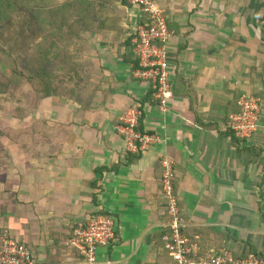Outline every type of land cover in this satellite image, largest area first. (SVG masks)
<instances>
[{
  "label": "crops",
  "instance_id": "crops-1",
  "mask_svg": "<svg viewBox=\"0 0 264 264\" xmlns=\"http://www.w3.org/2000/svg\"><path fill=\"white\" fill-rule=\"evenodd\" d=\"M75 2L76 26L55 24L48 2V33L63 31L47 41L52 91L15 121L28 134L2 138L0 238L26 244L38 264H87L70 239L98 211L113 217L115 240L95 264H164L167 157L189 238L205 253L226 248L264 264V0H153L171 31L165 111L134 74L143 10L127 0ZM245 92L261 99L247 139L226 126ZM132 104L139 129L154 136L138 153L116 128Z\"/></svg>",
  "mask_w": 264,
  "mask_h": 264
},
{
  "label": "built area",
  "instance_id": "built-area-1",
  "mask_svg": "<svg viewBox=\"0 0 264 264\" xmlns=\"http://www.w3.org/2000/svg\"><path fill=\"white\" fill-rule=\"evenodd\" d=\"M131 6L140 7L145 21L138 24L132 39V52L139 63L134 70L137 78L145 81L153 89V98L160 110L165 111L171 90L167 40L171 31L166 16L153 0H127ZM260 97L242 93L237 99V111L230 113L227 128L234 135L247 139L260 126ZM141 111L137 104L129 106L121 115L116 126L129 152L146 150L154 136L139 129ZM161 195L165 207L166 221L163 234V249L167 256L164 264H263L253 254L236 255L231 250L221 248L216 253H205L200 245L184 232L185 218L181 212L175 190L173 163L164 157L161 161ZM115 240L114 219L103 212H94L84 223L76 227L70 239L71 245L87 264H95L97 250ZM0 264H38L31 248L8 233L0 238Z\"/></svg>",
  "mask_w": 264,
  "mask_h": 264
},
{
  "label": "rangeland",
  "instance_id": "rangeland-1",
  "mask_svg": "<svg viewBox=\"0 0 264 264\" xmlns=\"http://www.w3.org/2000/svg\"><path fill=\"white\" fill-rule=\"evenodd\" d=\"M54 1V23L59 26L63 23L76 26V10L73 8L76 3L75 0L66 4L67 0L64 5L62 3L63 0ZM48 2H51V0L38 1L40 5L34 11L35 18H30L28 16L23 17V14L18 16L23 11L14 12L12 0H0V67H2V71L4 70V58L8 61V69L11 70L14 67V59L16 67L26 73L33 71V68L38 64L46 68L47 52L51 50L50 46H47V41L50 40L52 42L54 40L55 42L58 39H63L60 36L63 33L60 30L61 28H59L58 32L48 33L47 31V24L52 22L47 16L52 14V11L47 9ZM35 29L40 31L41 37L39 40H37L38 37L32 36ZM10 50H13V52H10ZM8 52L9 55H7ZM5 72L7 73L6 76L11 78L13 95L16 98H22L25 93L23 100L28 101L30 97L35 95V90L33 89H26V92L22 91L25 89V84L20 80V76L11 75L12 72L9 74L7 70ZM13 76H16L14 80H12ZM5 98L0 95V133L2 136L13 134L12 130L15 129L13 126L17 119L28 118V116L25 118L17 117V114L21 115V113H24V108L20 107V104L16 99H13V96L8 100ZM21 134L27 133L22 130ZM0 151H4V144L1 146Z\"/></svg>",
  "mask_w": 264,
  "mask_h": 264
},
{
  "label": "trees",
  "instance_id": "trees-1",
  "mask_svg": "<svg viewBox=\"0 0 264 264\" xmlns=\"http://www.w3.org/2000/svg\"><path fill=\"white\" fill-rule=\"evenodd\" d=\"M38 1L41 0H12L13 3V9L14 12H20L23 11L21 13H19L18 16H28V17H32L35 18V10H37L36 8L40 5L38 4ZM33 11V12H31ZM44 30V29H43ZM40 32V31H39ZM58 40H62V39H58ZM10 52H13V50H10ZM9 55V52L8 54ZM8 61L4 58L3 60V71L1 70L2 67H0V95H2L5 99H9L12 98V96L14 97L13 99L17 100V102L20 104V107L24 108V113H21V115L17 114V117L20 118H25L26 116H29L30 113V107L33 105H37L38 102H40V100H42L43 98L47 97V93L52 91V87H51V82L53 81L51 78L48 79L49 74L47 73V66L46 68L44 66H40L39 64L37 66H35L33 68V71L26 73L23 70H19L16 67V61L15 59L13 60V64L14 67L11 69H8V65H7ZM5 70H7L9 72V74L11 73V75L16 74L18 76H20V80L24 82L25 84V89H23V92H26V89H33L35 90V95H33L32 97H30V100L28 101H24L23 98L25 97V93L23 94L22 98L18 97L16 98L15 95H13V85H12V81L11 78L7 75V73L5 72ZM16 78V76L12 77V80H14ZM11 82H10V81ZM16 115V114H15ZM24 131L28 134V128L25 129H13L12 133L10 135H6L8 137H14V136H19L22 135L21 131ZM4 136H2V134L0 133V149L1 146H3L2 143V138ZM0 153H2V151H0ZM167 259V258H166Z\"/></svg>",
  "mask_w": 264,
  "mask_h": 264
}]
</instances>
